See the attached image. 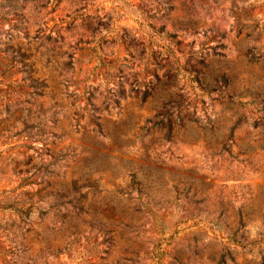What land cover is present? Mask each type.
I'll list each match as a JSON object with an SVG mask.
<instances>
[{
	"label": "rangeland",
	"instance_id": "1",
	"mask_svg": "<svg viewBox=\"0 0 264 264\" xmlns=\"http://www.w3.org/2000/svg\"><path fill=\"white\" fill-rule=\"evenodd\" d=\"M0 264H264V0H0Z\"/></svg>",
	"mask_w": 264,
	"mask_h": 264
}]
</instances>
